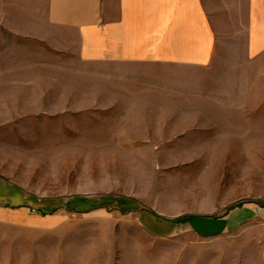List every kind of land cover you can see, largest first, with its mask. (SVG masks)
Listing matches in <instances>:
<instances>
[{
  "label": "rangeland",
  "instance_id": "obj_1",
  "mask_svg": "<svg viewBox=\"0 0 264 264\" xmlns=\"http://www.w3.org/2000/svg\"><path fill=\"white\" fill-rule=\"evenodd\" d=\"M11 12L0 0V264H264V214L215 237L160 238L126 205L264 207L257 68L245 81L227 66L186 71L163 95L112 107V65L20 36Z\"/></svg>",
  "mask_w": 264,
  "mask_h": 264
},
{
  "label": "crops",
  "instance_id": "obj_2",
  "mask_svg": "<svg viewBox=\"0 0 264 264\" xmlns=\"http://www.w3.org/2000/svg\"><path fill=\"white\" fill-rule=\"evenodd\" d=\"M6 1L19 22V28L12 27L15 33L112 65L114 71L106 75L108 93L118 98L110 99L112 107L127 105V98L134 104L153 88L163 95L165 80L179 82L185 78L181 73L202 68L227 66L237 81H245L255 67L264 81V0ZM126 205L149 234L160 238L187 232L215 237L264 214L256 204L234 206L218 217Z\"/></svg>",
  "mask_w": 264,
  "mask_h": 264
}]
</instances>
